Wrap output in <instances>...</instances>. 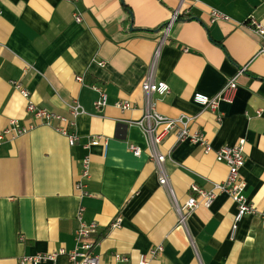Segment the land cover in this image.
<instances>
[{"label": "crops", "instance_id": "obj_1", "mask_svg": "<svg viewBox=\"0 0 264 264\" xmlns=\"http://www.w3.org/2000/svg\"><path fill=\"white\" fill-rule=\"evenodd\" d=\"M177 5L178 0H0V132L13 118L34 124L0 140V264H71L67 253L75 247L80 207L83 220L96 224L90 238L100 264H139L141 255L148 257L146 264H264V221L252 214L235 221L236 205L223 192L178 223L136 124L145 107L141 82L153 65L154 79L169 86L168 93L151 96L155 111L191 117L189 133L204 134L211 147L204 152L189 139L176 142V128L157 146L176 203L197 196L192 184L211 190L223 181L228 168L215 150L243 139V194L264 209V115L255 114L264 107V37L247 25L252 16L264 26V0H187L189 15L174 20L164 38ZM211 9L229 20L209 22ZM75 10L81 22L74 21ZM243 67L232 103L210 111L193 102L195 92L213 96ZM94 86L106 94L100 111L93 105ZM28 99L73 120L75 143L53 128L56 121L52 126L31 117ZM75 101L84 112L73 117L68 106ZM121 101L131 108L115 105ZM95 136L100 142L89 144ZM129 144L141 154L135 156ZM85 157L89 173L82 196L74 184ZM157 246L161 251L149 258ZM61 248L65 253L54 262H21Z\"/></svg>", "mask_w": 264, "mask_h": 264}, {"label": "built area", "instance_id": "obj_2", "mask_svg": "<svg viewBox=\"0 0 264 264\" xmlns=\"http://www.w3.org/2000/svg\"><path fill=\"white\" fill-rule=\"evenodd\" d=\"M187 0H178V5L175 8L170 21L164 27V38L168 32L169 26L174 20L179 19L181 16L189 15V9L184 7ZM73 19L75 22H81V13L79 10L73 12ZM218 20H229V18L215 10L211 9L209 13V22H214ZM247 25L252 28V30L259 36L264 37V26L259 23L252 16L248 17ZM259 52H264V45L260 46ZM100 66L105 64L104 61L98 62ZM245 71V67L238 70V72L228 78L222 87L213 96H208L206 94L195 92L192 96V100L195 104L201 106L202 108L209 109L210 111H216L218 109L219 103H232L236 91H237V76ZM81 80V77H77ZM15 88H17L20 93L28 98V92L20 86L18 82H12ZM94 90L97 92V99L94 101V109L100 111L106 105V94L99 87L94 86ZM141 89L144 95V113L140 120L136 122L141 128L149 147L150 157L155 161L157 171H158V182L164 187L173 200L174 210L177 214V220L179 224L185 222L186 215L191 212L194 208L199 205L205 207H210L213 199L217 192H223L227 194L232 201L235 203L237 208V213L235 216V221L245 214L257 215L264 221V209L257 210L243 194V189L245 187V182L241 177L240 170L244 165V140H238L237 144L233 146H221L215 150V158L217 161L224 163L228 172L225 179L219 183H215L211 190H203L197 185L192 184L190 190L197 193V196H189L183 205L176 203L173 195L172 188L168 182L166 173L163 169V161L165 155L161 154L157 146L161 140L174 128L176 131V142H181L183 140L189 139L192 143H196L201 146L204 152H209L211 150L210 144L204 134L199 132L189 133L187 128V123L191 119L186 115H181L177 118H168L164 115L159 114L155 111L153 103L151 102V96L153 94L164 95L169 92V86L166 82L155 80L153 75V65L150 66L147 74L141 82ZM122 110L131 108L128 101H121L115 104ZM69 112L73 117L78 114L83 113V108L78 104V102H73L68 106ZM26 112L33 117L35 120L47 125H52L54 121L57 123L53 128L59 133L65 135L68 138L69 143L72 145L75 143L77 136L72 131V126L74 124L73 120H68L66 117L48 110L47 108L37 106L29 99L25 108ZM257 116L264 115V107L258 108L255 111ZM34 124L29 123L28 125L21 124V122L13 118L9 121L7 126H5L0 132V140L3 139H14L17 136L28 132L33 128ZM100 142V136H95L90 139L89 144H97ZM129 150L135 155L139 156L141 154V149L134 144H129ZM89 173V158L85 157L82 160V171L78 180H76L74 187L79 192L80 195H86L85 191V178L88 177ZM83 208L77 212V222L78 225L74 232L75 247L73 250L67 253L69 261L71 264H100L99 257L94 253L93 248L96 244L95 240L90 238L91 234L95 232L96 224L87 223L83 220ZM119 219H117L112 226H117ZM161 246H157L150 250L149 258L158 255L161 251ZM65 253L62 248L57 252H51L46 254H36L32 256H26L21 259L22 263H36L41 261H51L54 262L59 254ZM120 260H127L126 257L116 256ZM148 257L141 255L139 258V264H146Z\"/></svg>", "mask_w": 264, "mask_h": 264}]
</instances>
